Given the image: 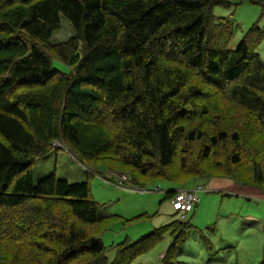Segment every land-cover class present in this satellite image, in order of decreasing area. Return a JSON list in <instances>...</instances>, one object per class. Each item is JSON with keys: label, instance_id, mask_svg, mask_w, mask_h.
Returning a JSON list of instances; mask_svg holds the SVG:
<instances>
[{"label": "trees", "instance_id": "obj_1", "mask_svg": "<svg viewBox=\"0 0 264 264\" xmlns=\"http://www.w3.org/2000/svg\"><path fill=\"white\" fill-rule=\"evenodd\" d=\"M241 1L0 0V263L130 264L169 232L162 264H185L184 220L108 260L89 182L34 181L57 140L89 171L176 183L170 199L213 177L264 186V25L232 47L234 20L212 11ZM61 15L74 33L52 42Z\"/></svg>", "mask_w": 264, "mask_h": 264}, {"label": "rangeland", "instance_id": "obj_2", "mask_svg": "<svg viewBox=\"0 0 264 264\" xmlns=\"http://www.w3.org/2000/svg\"><path fill=\"white\" fill-rule=\"evenodd\" d=\"M212 11L234 20L235 32L230 41L232 47L236 46L253 23L264 25V7L249 0L230 6L216 4ZM60 23V27L50 37L52 42L64 40L74 33L68 18L61 15ZM257 50L264 59V39L258 44ZM53 147L48 154L36 158L33 163L34 181L54 173L69 182H89L92 199L102 205L101 214L111 217L101 232L108 260L115 257L118 243L125 240L134 243L155 228L182 220L180 214L173 210L170 198L165 197L166 190L179 187L176 183L158 180L151 186H143L146 191L140 192L128 189L131 182L124 174L125 182L119 186L112 185L117 184L118 175L123 173L110 169H104L101 173L89 171L87 166L78 163L69 153L63 142L54 141ZM262 170L264 172V163ZM206 171L213 172L210 169ZM108 175H111V179L104 178ZM190 187L187 184L184 189ZM199 201L196 210L194 208L184 214V221L190 222L192 226L186 233L177 259L185 264H258L263 255L264 233L251 224V216L256 213L252 203L244 197L228 196L204 186L199 191ZM171 241L172 235L165 233L162 240L150 245L130 264H162V256Z\"/></svg>", "mask_w": 264, "mask_h": 264}, {"label": "crops", "instance_id": "obj_3", "mask_svg": "<svg viewBox=\"0 0 264 264\" xmlns=\"http://www.w3.org/2000/svg\"><path fill=\"white\" fill-rule=\"evenodd\" d=\"M198 184H201L210 190L223 192L228 196H241L250 201L256 210V213L251 216V224H255L264 233V186L261 184L240 185L230 179L221 177H213L206 181L197 182L191 187H194ZM199 202L200 201H198L196 207H198ZM259 204L262 206H259Z\"/></svg>", "mask_w": 264, "mask_h": 264}, {"label": "built area", "instance_id": "obj_4", "mask_svg": "<svg viewBox=\"0 0 264 264\" xmlns=\"http://www.w3.org/2000/svg\"><path fill=\"white\" fill-rule=\"evenodd\" d=\"M117 175V174H113ZM126 181V177L124 174L118 175V181L117 185L123 183ZM130 188L128 189H134L138 190L140 192L146 191L144 187L141 186H135L132 183L129 184ZM203 188L201 185H197L192 188L188 189H179L176 191V194L171 198V204L172 208L176 213H179L181 216V219H184V214L187 212H190L194 209L196 204L199 201V191ZM159 189V188H157Z\"/></svg>", "mask_w": 264, "mask_h": 264}]
</instances>
